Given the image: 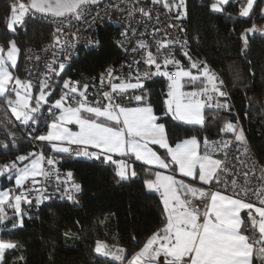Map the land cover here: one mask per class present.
<instances>
[{
  "label": "snow or ice",
  "instance_id": "1",
  "mask_svg": "<svg viewBox=\"0 0 264 264\" xmlns=\"http://www.w3.org/2000/svg\"><path fill=\"white\" fill-rule=\"evenodd\" d=\"M120 3L128 7L120 8ZM140 3L141 0H118L111 5L116 11L126 12L120 20L125 25L121 32L123 40L118 43L131 60L127 64V78L116 75L120 70L110 66L100 74L99 86L63 79L61 73L78 43H93L83 34L103 20L101 12L92 8L100 0H30L28 4L13 0L8 5L7 28L12 33L23 24L29 11L33 16L43 14L59 22L53 43L45 48L53 50V59L45 63L47 71L36 84L14 74L20 55L15 39L8 41L7 49L0 45V98L6 106L0 127L12 148L17 149L16 134L11 130L15 125L8 119L10 113L29 130L27 135L33 142H47L51 149L47 156L43 150H36L0 165V177L14 181L15 185L0 190V230L11 219L6 209L13 210L16 217L12 227L23 226L22 204L31 206L35 199L38 206L49 199V185L57 189L61 184L70 186L73 194L68 199L75 200L74 194L81 192L82 186L72 181L71 172L61 175L57 167L65 154L115 166L117 183L136 178L134 165L139 161L155 168L147 169L149 178L144 185L149 193L158 194L164 220L163 226L126 264H254V259L264 264V164L250 156L239 119L223 123L220 139L209 140L205 136L203 150L196 136L170 138L162 122L164 117H171L181 124L203 128L208 119L206 110L208 115L229 111L224 79L207 61L190 54L187 39L169 38L164 31L163 38L156 40L162 29L150 25L153 6H162L169 12L175 10V19L182 20L187 16L185 0H150L137 7ZM229 4L230 0H212L210 8L223 13ZM254 8L264 16V7L258 5V0H242L239 16L250 17ZM102 11L107 15L106 9ZM159 16L157 11V22ZM137 26L143 31H138ZM167 27L178 26L169 23ZM178 30L184 32L182 27ZM256 32H264V28L253 24L241 33L242 52L247 48L249 34ZM145 36L156 41L155 51ZM128 45H132L130 49ZM177 47L187 66L176 58ZM141 64L149 70L141 71ZM153 66L155 70L151 71ZM152 77L168 81L161 114L155 111L145 87V81ZM187 85H192V90H185ZM58 86L56 98L53 93ZM34 88H38L35 96ZM45 118L47 131L40 134L37 128ZM71 125L78 130L73 131ZM225 133L231 134V138L223 136ZM2 147L9 150L8 143ZM29 181L32 189L25 187ZM64 191L67 193L69 187ZM242 212L246 215L242 216ZM17 247L16 242L0 240V264H6V253ZM95 252L125 260L123 248L113 251L102 241L96 242ZM14 259L23 262L25 258L18 254Z\"/></svg>",
  "mask_w": 264,
  "mask_h": 264
},
{
  "label": "trees",
  "instance_id": "2",
  "mask_svg": "<svg viewBox=\"0 0 264 264\" xmlns=\"http://www.w3.org/2000/svg\"><path fill=\"white\" fill-rule=\"evenodd\" d=\"M12 2L0 0V45L7 49L8 41L15 39L20 55L14 74L23 78L25 48L30 44L39 46L52 40L55 31L43 17L33 16L29 11L23 24L16 26L15 33L10 32L7 28L8 5ZM185 2L188 29L195 51L206 57L227 81L231 95L228 102L230 110H220L213 115H208L206 110L208 119L203 128L181 124L171 117H164L162 122L170 138L196 136L202 143L205 136H221L219 129L223 123H235L238 118L248 142L264 163V32L249 34L247 48L243 52L241 37V33L253 24L264 28V16H261L258 8H254L250 17H240V6L235 0H230L223 13L211 10L212 0ZM258 5L264 7V0H258ZM116 31L111 25L101 27L100 45L89 51H80L65 76L84 82L115 64L121 56L120 49L113 42ZM167 85L166 79L145 84L157 114H161L164 108ZM37 91L38 88L33 89L34 96ZM58 91L59 86L53 93L56 98ZM5 111V101L0 98V119L4 118ZM8 119L15 125L11 130L16 134L18 150L12 148L10 139L0 127V165L26 152L51 151L47 142H33L27 135L29 130L25 131L10 113ZM47 123L45 118L38 126L40 134L47 131ZM3 143L9 144V150L3 149ZM62 165L70 169L77 183L82 186V191L75 200L53 196L42 205L37 206L34 202L31 206L22 204L25 213L23 226L15 228L12 227L16 220L13 210L6 209L11 219L0 230L1 239L18 245L16 250L6 253V264H121L139 251L147 239L163 226L162 202L158 194L149 193L144 185V180L149 178L146 175L147 169L155 170L154 167L137 161L134 167L138 176L117 183L115 166L95 159L65 157ZM13 185L14 181L0 177V189ZM97 241L106 243L113 251L123 248L125 260L117 261L96 253ZM18 254L24 256L23 262L14 259Z\"/></svg>",
  "mask_w": 264,
  "mask_h": 264
},
{
  "label": "built area",
  "instance_id": "3",
  "mask_svg": "<svg viewBox=\"0 0 264 264\" xmlns=\"http://www.w3.org/2000/svg\"><path fill=\"white\" fill-rule=\"evenodd\" d=\"M116 2H118V0H100V4L99 5H93L92 6L94 12H97V11L101 12V14L103 16V20L97 21L95 24H93L92 28H90L87 32H85L83 34L84 37L87 40L93 41V43H85L84 41H81L80 43L77 44L75 50L73 51L71 59L66 64L65 71L63 73H61V77L63 79L71 78V77L65 76V73L68 70V68L74 63V61L77 58V56H78L80 51H82V50L83 51H89V50L97 48L100 45L99 30L104 25H111V26L116 28L117 31H116V33H115V35L113 37V42L120 49V53H121V56H120L119 60L115 64H112L110 66L113 67L114 69L120 70L119 72L115 73L116 75H122L124 78H127V74H128L127 64L130 62L131 58L129 57L128 53H126L123 50V48L121 47V44L118 43V41H122L123 40V37L121 36V32L123 31L125 25L120 23V20H121L122 17H124L126 15V12L116 11L114 8H112L111 5L116 3ZM169 2L171 3L172 0H169ZM177 2H178V0H177ZM147 3H150V0H141L140 5H137V7L144 6ZM235 3L238 6H240V4L242 3V0H235ZM127 7H128V5L126 3H120V8L126 9ZM105 9L107 10V15H105L104 12L102 11V10H105ZM157 11L160 13L159 22H157V20H156ZM30 12L32 13V11H30ZM35 15H39V16L43 17L44 20L48 24H50L54 28V31H55V29L57 27V24L59 22L58 19H55V18H53L51 16H45L43 14H35ZM152 16H153V19L150 21V25H155L156 27L162 29V31L157 34L156 40H159V39L163 38L164 31H167V33L169 34V38L178 37L181 41L187 39L188 47H189V50H190V54L196 59L207 61V63L210 65V67L213 68L215 71H217L222 76V78L224 79V82H225V90L229 93L228 102H230L231 95H230V91H229V87H228L227 81L225 80L224 76L219 72V70L214 65L209 63V61L206 59V57L197 54L196 51H195L194 44H193V41H192L191 36H190L189 29H188V23H187L188 22V9H187V16L184 19H182V20H176L175 19V16H176L175 10L172 11V12H169L167 9L163 8L162 6H153ZM137 18H139V13H137ZM169 23L177 25L178 27L168 28L167 25ZM137 27H138V31H143V28L141 26H137ZM181 27L184 29L183 33L179 32V30H178V28H181ZM151 30H152V28L149 27V31H151ZM129 35H131V33H129ZM144 39L148 40L151 49L153 51H155L156 41H154L150 36H145ZM53 41H54V38L52 40H50V41L42 43L39 46L35 45V44H30V45H28L25 48L24 53H23V60H22V73H23V78L24 79H32L34 84H36V83H38L39 78H42L43 74L47 71V69L45 68V63L47 61H50L51 59H53V50L49 49L48 51H45V48L49 44L53 43ZM96 41H98V43H95ZM131 46L132 45H128L129 49L131 48ZM29 49H31V51H29ZM175 55H176V58L181 61V63H183L185 66H187L188 62H187L186 58L182 55V50L179 47H177L175 49ZM36 56H39L40 59L36 60L35 59ZM30 57H31V59H30ZM61 59H62V57H61ZM110 66H108V67H110ZM108 67H106L98 75H95V76L91 77L89 80L81 82V83H89L90 85L92 83H95L97 86H99L100 74L104 73L105 70ZM140 68H141V71L149 70L147 68V66H145L143 64L140 65ZM150 70L154 71L155 70L154 66ZM169 70H172L171 66H170ZM29 73H31V75H29ZM71 79L73 81H78V80L73 79V78H71ZM157 79H166V78H164V77H152L151 80L145 81V84L147 82L154 81V80H157ZM133 82H135V81L133 80ZM104 90L107 91L108 89L105 88ZM89 91L90 92L92 91L91 87H90ZM148 95H149V93H148ZM149 98H150V96H149ZM89 99H92V97L90 96ZM129 100H130V97H129ZM46 108H47V105H45V109ZM44 115H45V117H47V112L46 111L44 112ZM239 124H241L240 121H239ZM22 127H23V129L25 131H28V129H25L24 126H22ZM223 136H225L226 138H231V135H223ZM220 138H221V136H218V137H215V138H208V139L209 140H218ZM201 145H202V150H203V142L201 143ZM72 147H76V146H72ZM247 147L249 149L250 156L254 160L258 161L259 163L264 164L260 160V158L257 155L255 149L248 142V140H247ZM50 152L51 151H44L46 156ZM27 153L28 152H26L25 154H27ZM65 157L81 158L82 156L81 157H77V156L65 154L63 156V158L61 159L60 163L57 165V167L60 170L61 175L65 174L67 172H71L70 169L65 168L62 165ZM218 158H222V157H218ZM71 179H72V181L77 183V181L73 177V174H72V178ZM25 187L28 188V189H32L34 186L29 181V182H26ZM65 187H69V191L67 193L64 191ZM10 188H15V185H13ZM17 191H19V189H17ZM71 194H73V193H72V191L70 189V186H66V185H63V184H61L59 186V189H57L56 187H53L52 185H49L48 189H47V195L49 197L63 196V197H67L68 198V195H71ZM78 194L79 193H75L74 194L75 198L78 196ZM46 200H44L39 205L44 204V202H46ZM33 202L36 204L35 199H33ZM121 264H126V262L125 263H121Z\"/></svg>",
  "mask_w": 264,
  "mask_h": 264
},
{
  "label": "crops",
  "instance_id": "4",
  "mask_svg": "<svg viewBox=\"0 0 264 264\" xmlns=\"http://www.w3.org/2000/svg\"><path fill=\"white\" fill-rule=\"evenodd\" d=\"M14 71V70H13ZM22 80H23V78L22 77H20ZM190 86H192V85H190ZM185 90H192V88H185ZM58 98V97H57ZM240 126H241V124H240ZM70 127H72V129H73V131H76V130H78L77 128H76V126H74V125H71ZM242 127V126H241ZM46 133V132H45ZM246 136V135H245ZM188 138V137H187ZM247 139V138H246ZM158 147V146H157ZM161 153H163V151L164 150H159ZM152 167H154V166H152ZM179 177V176H178ZM187 180L190 182L191 181V178H187ZM0 190H3V189H0ZM241 215L242 216H245L246 214L244 213V212H242L241 213ZM0 240H2L1 239V231H0ZM110 258H112L111 256H110ZM113 259V258H112ZM161 259H163V258H161ZM254 264H258V261H255L254 260Z\"/></svg>",
  "mask_w": 264,
  "mask_h": 264
},
{
  "label": "rangeland",
  "instance_id": "5",
  "mask_svg": "<svg viewBox=\"0 0 264 264\" xmlns=\"http://www.w3.org/2000/svg\"><path fill=\"white\" fill-rule=\"evenodd\" d=\"M21 2H23V3H25V4H26V2H27V1L25 2L24 0H22Z\"/></svg>",
  "mask_w": 264,
  "mask_h": 264
},
{
  "label": "water",
  "instance_id": "6",
  "mask_svg": "<svg viewBox=\"0 0 264 264\" xmlns=\"http://www.w3.org/2000/svg\"><path fill=\"white\" fill-rule=\"evenodd\" d=\"M30 3V0H27V4ZM179 178V177H178Z\"/></svg>",
  "mask_w": 264,
  "mask_h": 264
}]
</instances>
